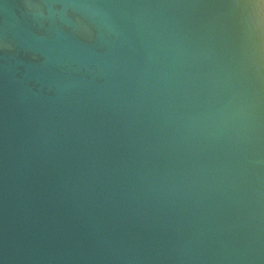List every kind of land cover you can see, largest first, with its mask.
I'll list each match as a JSON object with an SVG mask.
<instances>
[{"label": "water", "instance_id": "95a60500", "mask_svg": "<svg viewBox=\"0 0 264 264\" xmlns=\"http://www.w3.org/2000/svg\"><path fill=\"white\" fill-rule=\"evenodd\" d=\"M0 264H264V0H0Z\"/></svg>", "mask_w": 264, "mask_h": 264}]
</instances>
